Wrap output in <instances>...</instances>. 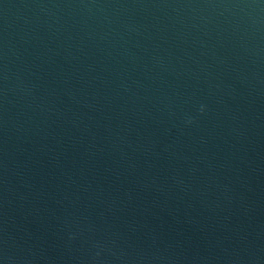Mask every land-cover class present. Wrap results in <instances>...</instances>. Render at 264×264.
Wrapping results in <instances>:
<instances>
[{"label": "water", "instance_id": "95a60500", "mask_svg": "<svg viewBox=\"0 0 264 264\" xmlns=\"http://www.w3.org/2000/svg\"><path fill=\"white\" fill-rule=\"evenodd\" d=\"M0 264H264V0H0Z\"/></svg>", "mask_w": 264, "mask_h": 264}]
</instances>
